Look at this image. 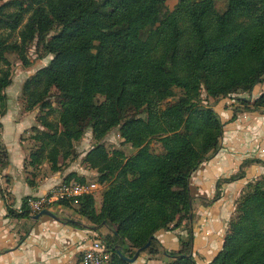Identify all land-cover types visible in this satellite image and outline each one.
<instances>
[{"label": "trees", "instance_id": "16d2710c", "mask_svg": "<svg viewBox=\"0 0 264 264\" xmlns=\"http://www.w3.org/2000/svg\"><path fill=\"white\" fill-rule=\"evenodd\" d=\"M216 1L178 0L164 10L166 0H0V116L12 81L7 53L28 67V49L36 40L52 56L20 89L23 109L44 111L36 118L44 129L32 126L37 144L25 162L28 183L33 185L44 159L59 171V158L70 157L87 129L101 139L118 127L135 148L126 156L97 143L83 157L99 183H107L98 208L92 194L55 202L69 206L75 200L78 215L112 229L108 264H133L116 248L131 258L148 240L145 251L155 254V233L175 227L179 247L164 250L165 264H198L188 226L190 176L215 154L223 127L202 93L215 100L250 95L264 82V0H222V10ZM176 88L183 97L166 101ZM238 99L241 111L264 108V91L252 100ZM55 112L53 122L49 116ZM151 139L160 152L149 148ZM7 161L0 145V168ZM72 178L85 180L74 172L63 180ZM28 198L20 212L7 206L8 215L28 217ZM206 264H264V174L246 184L222 247Z\"/></svg>", "mask_w": 264, "mask_h": 264}, {"label": "crops", "instance_id": "0c3cea01", "mask_svg": "<svg viewBox=\"0 0 264 264\" xmlns=\"http://www.w3.org/2000/svg\"><path fill=\"white\" fill-rule=\"evenodd\" d=\"M261 91L264 82L256 85L250 95L255 98ZM257 111L243 110L231 120L233 110L220 106L218 115L223 127L219 147L190 178L189 192L195 214L193 255L198 264H206L221 249L238 197L249 181L264 174V110ZM31 123L25 116L16 117L9 105L0 116V145L8 160L0 168V264H77L81 252L90 245L93 237L90 232H95L87 224L71 219L80 226L70 225L59 214H55L57 218L42 215L38 219L30 217L34 214L25 218L8 215L7 206L20 212L24 197L43 195L62 180L57 171L36 173L33 185L28 183L25 162L32 148L29 152L24 150L28 144L24 132L28 135ZM177 235L175 229L158 230L155 238L159 252L148 256L143 251L135 263L165 264L169 257L164 250L174 251L179 247Z\"/></svg>", "mask_w": 264, "mask_h": 264}, {"label": "rangeland", "instance_id": "374dc122", "mask_svg": "<svg viewBox=\"0 0 264 264\" xmlns=\"http://www.w3.org/2000/svg\"><path fill=\"white\" fill-rule=\"evenodd\" d=\"M178 0H166L165 2V7L164 10H171L174 5L176 4ZM225 6V2L222 0H217L215 3V7L218 10H222ZM28 56L31 59V65L28 67H24L21 62L19 61L18 57L14 53H7V57L9 58L11 62V73H12V81L11 84L6 87L5 89V94H6V106L9 105L10 112H12L16 117H22L25 116L27 118H30V122H32L28 132V135L24 132L25 135V140H27V145H24V150L26 152H29V149H33L35 145L37 144L30 136L34 133V130H32V126L38 127L40 129H44L40 123L37 121V115L39 113H43L44 111H40L37 107L34 108L32 111L28 112L25 109H23L22 105V99H21V91L19 90L20 86H22L23 82L25 79L32 75L38 68L44 66L47 64L49 59L52 57L49 54H44L43 50L41 48L36 47V40H34L33 45L30 46L28 49ZM51 101L54 107H58V103L55 100L57 96V91L55 89H52L51 91ZM183 97V91L176 88L174 89V95L170 98H168L166 101L168 102H174L177 99H180ZM238 98H250L251 100L254 99L252 95H249L247 93H241L239 95H234L232 97H225L222 99H212L210 97H207L205 93H202V99L204 104H209L213 107V109L220 114V106L224 105V108H231L233 111L237 110L236 112H242L241 109H243L240 100ZM260 110H264L260 109ZM258 110L257 112H260ZM7 118L9 117V113L7 114ZM49 118L53 121L56 122L58 120V114L55 112V114L52 113V115L49 116ZM27 120V119H26ZM24 123V122H23ZM101 143L105 146L106 150L111 153L112 150L114 149H120L123 151V153L126 156L131 155L132 153L135 152V148H133L129 143H126L123 141L122 137L120 136V132L118 127L112 128L108 133H106L101 139H95L92 135V132L90 129H87L83 136L80 138V140L74 142L73 146V153L70 155V157L66 160H62L59 158V161L62 162V166L60 168V175H62V180L63 177L68 174L69 172H74L77 176H82L84 177V182L80 183H95L97 186L91 191V193L94 196L95 200V207L98 208L100 205L101 201V193L104 187L107 185V183H99L97 180L99 174L95 169L90 168L87 166V164L83 161V157L87 153L89 149H91L95 144ZM149 148L155 152H160L161 151V146L159 142L156 139H151L149 141ZM30 145V148H29ZM200 166V165H199ZM37 174L40 175H45V174H53L55 173L53 170L50 168V163L48 160L44 159L42 163L36 168L35 171ZM193 173V172H192ZM192 176V174H191ZM190 176V178H191ZM237 176V175H236ZM74 180L73 178L70 179L69 181ZM255 180V179H254ZM249 181V182H253ZM75 181L79 182L78 180L75 179ZM57 182V183H59ZM56 183V184H57ZM246 186V185H245ZM50 189V188H49ZM34 190H32L33 192ZM71 199V198H68ZM58 204L54 203L50 206L45 207L46 209L50 210L54 214H59L62 221L64 219H74L78 220L80 223L87 224L90 227L97 226V229L95 232H90V236L92 239H100L103 243L106 244L107 241L111 240V235H112V229L108 226L105 225H93L90 223L88 220H86L84 217L80 216L77 214L75 208L77 206V202L75 200H72L69 204V206H61L60 209L57 207L55 208ZM236 206V205H235ZM191 213H190V221L188 223V226L193 227L194 224V210L192 209V206L190 205ZM192 216V218H191ZM229 223V222H228ZM228 227V225H227ZM175 230H177V234L179 232V228L175 227ZM173 229V230H174ZM227 229V228H226ZM193 232V231H192ZM178 236V235H177ZM112 241V240H111ZM107 245V244H106ZM156 253L154 254H148V256H154L159 252V245L156 246ZM110 254L111 250L109 248ZM145 251V250H144ZM143 252V251H142ZM81 257V254H80ZM80 260V259H79ZM136 260L133 262L135 263ZM81 264V260L79 262ZM75 264V263H74Z\"/></svg>", "mask_w": 264, "mask_h": 264}, {"label": "built area", "instance_id": "2783aa9c", "mask_svg": "<svg viewBox=\"0 0 264 264\" xmlns=\"http://www.w3.org/2000/svg\"><path fill=\"white\" fill-rule=\"evenodd\" d=\"M95 183H80L75 180L61 181L53 185L45 194L28 198L30 214H36L60 199L75 198L91 193ZM111 254L109 248L100 239H92L90 245L81 252V264H108Z\"/></svg>", "mask_w": 264, "mask_h": 264}, {"label": "water", "instance_id": "95a60500", "mask_svg": "<svg viewBox=\"0 0 264 264\" xmlns=\"http://www.w3.org/2000/svg\"><path fill=\"white\" fill-rule=\"evenodd\" d=\"M42 215H46V216H50L52 218H57L56 215L51 212L50 210L44 208L42 209L41 211H39L38 213L34 214V215H31L30 217H33L34 219H38L40 216ZM64 221H74V220H71V219H64ZM90 227V226H89ZM92 230H96L97 229V226H93V227H90ZM150 244V240H148V242L142 246L141 248H138L135 252V254L131 257V258H128L126 256L123 255V253L120 251V248H116V252L120 254L121 258L123 259H128L130 263H133L139 256V254L144 251Z\"/></svg>", "mask_w": 264, "mask_h": 264}]
</instances>
